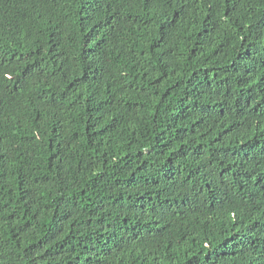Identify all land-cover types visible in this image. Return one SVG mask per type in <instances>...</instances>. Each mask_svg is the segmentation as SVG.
<instances>
[{
    "label": "trees",
    "instance_id": "16d2710c",
    "mask_svg": "<svg viewBox=\"0 0 264 264\" xmlns=\"http://www.w3.org/2000/svg\"><path fill=\"white\" fill-rule=\"evenodd\" d=\"M0 264H264V0H0Z\"/></svg>",
    "mask_w": 264,
    "mask_h": 264
}]
</instances>
